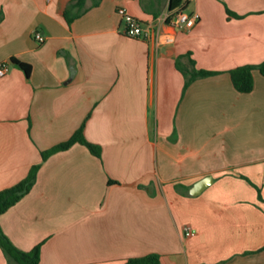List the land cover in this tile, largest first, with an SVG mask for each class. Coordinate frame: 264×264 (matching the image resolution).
<instances>
[{
    "label": "crops",
    "instance_id": "0c3cea01",
    "mask_svg": "<svg viewBox=\"0 0 264 264\" xmlns=\"http://www.w3.org/2000/svg\"><path fill=\"white\" fill-rule=\"evenodd\" d=\"M167 5L0 0V191L39 166L0 230L38 264H264V76L242 94L229 74L264 62V0H188L198 22L158 49L123 35L119 8L165 33ZM80 128L99 157L42 159Z\"/></svg>",
    "mask_w": 264,
    "mask_h": 264
},
{
    "label": "trees",
    "instance_id": "16d2710c",
    "mask_svg": "<svg viewBox=\"0 0 264 264\" xmlns=\"http://www.w3.org/2000/svg\"><path fill=\"white\" fill-rule=\"evenodd\" d=\"M68 3L74 1L75 5L78 8V12H80L83 7L84 0H66ZM183 0H168L167 11H173L179 7H182ZM64 20L69 25L79 14L71 15L69 10L66 9L62 13ZM11 62L19 67L24 74L27 76L29 73L28 66L12 59ZM193 65V62L191 61ZM257 69L259 73L264 76V62L258 66H243L238 67L229 72L232 86L238 93L247 94L252 91L253 88V79H252V71ZM214 72H208L203 70H195L193 68L190 81L196 78H202L210 75H214ZM186 83V84H187ZM75 143H79L84 145L91 154L99 157L98 148L87 143L82 136V128H80L67 142L58 145L50 151L42 153V159L44 160L50 154L63 151L68 149ZM39 166H33L27 177L16 185L4 189L0 191V215L6 212L9 208L14 206L18 201H20L26 194L29 193L31 188L33 187L36 180V173ZM0 249L4 253L7 264H38L39 259V251L38 248H35L31 252H22L15 248L11 242L3 235L0 230ZM125 264H160L159 257L156 255H148L141 258H133L126 260Z\"/></svg>",
    "mask_w": 264,
    "mask_h": 264
},
{
    "label": "built area",
    "instance_id": "2783aa9c",
    "mask_svg": "<svg viewBox=\"0 0 264 264\" xmlns=\"http://www.w3.org/2000/svg\"><path fill=\"white\" fill-rule=\"evenodd\" d=\"M49 1V0H47ZM188 0H183L182 7H179L173 11H167L160 20L163 26L169 30V32L161 33L157 24L141 23L129 15L125 8H119L117 13L122 18L124 24L123 35L127 38L140 40L151 44L155 49H158L161 45H170L175 41L176 31H188L198 22L199 15L196 12H188L185 9V4ZM33 38L37 43L44 41L43 36L38 32L33 33ZM10 70V64L7 62L0 64V79L5 77ZM192 231L185 227L184 237L192 236Z\"/></svg>",
    "mask_w": 264,
    "mask_h": 264
},
{
    "label": "water",
    "instance_id": "95a60500",
    "mask_svg": "<svg viewBox=\"0 0 264 264\" xmlns=\"http://www.w3.org/2000/svg\"><path fill=\"white\" fill-rule=\"evenodd\" d=\"M208 183V179L203 180L202 182H200V184H198L195 188V191L192 193L193 195H196L197 193H199Z\"/></svg>",
    "mask_w": 264,
    "mask_h": 264
}]
</instances>
